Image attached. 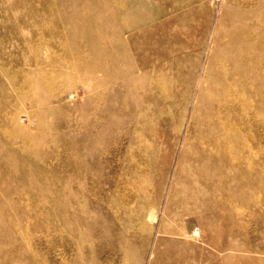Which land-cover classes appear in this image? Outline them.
Returning <instances> with one entry per match:
<instances>
[{"label":"rangeland","instance_id":"1","mask_svg":"<svg viewBox=\"0 0 264 264\" xmlns=\"http://www.w3.org/2000/svg\"><path fill=\"white\" fill-rule=\"evenodd\" d=\"M0 264H264V0H0Z\"/></svg>","mask_w":264,"mask_h":264}]
</instances>
